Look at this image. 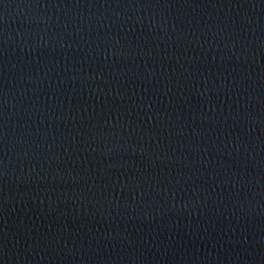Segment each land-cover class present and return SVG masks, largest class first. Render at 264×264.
<instances>
[{"label":"water","instance_id":"95a60500","mask_svg":"<svg viewBox=\"0 0 264 264\" xmlns=\"http://www.w3.org/2000/svg\"><path fill=\"white\" fill-rule=\"evenodd\" d=\"M0 264H264V0H0Z\"/></svg>","mask_w":264,"mask_h":264}]
</instances>
